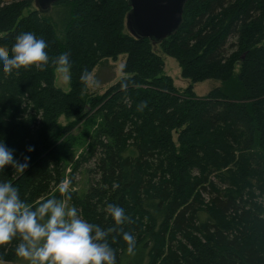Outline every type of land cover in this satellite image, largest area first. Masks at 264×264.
<instances>
[{"label": "trees", "instance_id": "trees-1", "mask_svg": "<svg viewBox=\"0 0 264 264\" xmlns=\"http://www.w3.org/2000/svg\"><path fill=\"white\" fill-rule=\"evenodd\" d=\"M129 11V0H60L48 14L35 0H0V47L11 55L29 31L50 60L67 52L70 61L68 91L51 63L0 72V140L21 163L30 156L23 175L9 166L0 182L31 207L62 199L58 186L69 182L68 205L106 232L116 264H264V0H189L179 31L159 45L127 31ZM120 55L123 77L89 95L82 71ZM208 80L222 87L198 96L194 86ZM81 123L90 143L73 158ZM110 203L131 222L114 225ZM124 231L136 238L132 253ZM17 242L0 248L6 263L19 260Z\"/></svg>", "mask_w": 264, "mask_h": 264}, {"label": "clouds", "instance_id": "clouds-1", "mask_svg": "<svg viewBox=\"0 0 264 264\" xmlns=\"http://www.w3.org/2000/svg\"><path fill=\"white\" fill-rule=\"evenodd\" d=\"M47 47L46 41L32 32L18 34L11 55L0 47V72L43 70L50 63L61 73L69 71V53H61L50 60ZM80 79L87 85L91 76L84 70ZM141 105L140 111L147 106L146 103ZM33 151L32 146L27 148L28 153ZM29 165L30 156H24L21 163L14 151L0 140V172L10 166L16 175H23ZM58 192L62 199L49 198L31 207L21 199L13 184L0 182V248L18 241L14 251L21 264H116V253L107 242L106 232L82 218L76 207L68 206L71 200L69 182H62ZM105 211L114 225L131 222L125 209L117 204H107ZM121 238L127 245V252L132 253L136 238L128 231H124ZM0 264H6L2 256Z\"/></svg>", "mask_w": 264, "mask_h": 264}, {"label": "rangeland", "instance_id": "rangeland-1", "mask_svg": "<svg viewBox=\"0 0 264 264\" xmlns=\"http://www.w3.org/2000/svg\"><path fill=\"white\" fill-rule=\"evenodd\" d=\"M165 61V73L170 76L174 82L176 88L181 91L188 88L190 82L183 79L182 70L178 65L177 61L172 57L162 55ZM126 61L125 55H120L117 60L105 59L103 60L93 72L90 74L91 80L87 84V93L90 94H103L109 87H111L115 82L123 77V66ZM94 82V83H93ZM56 85L62 88L64 91L69 90L68 73L56 72ZM222 87V83L215 80H208L202 83H198L194 86L195 93L200 96H206L213 89ZM62 124L67 123L64 119L61 120ZM83 123L80 124L73 132L74 147L72 149V157L75 158L80 153H82L90 143V138L86 137L83 133ZM94 130V127L92 128ZM91 130V131H92ZM77 185V190L84 187L86 184V177H81L78 175L75 179ZM71 207L70 205H68ZM6 264H21L20 259L14 263Z\"/></svg>", "mask_w": 264, "mask_h": 264}, {"label": "water", "instance_id": "water-1", "mask_svg": "<svg viewBox=\"0 0 264 264\" xmlns=\"http://www.w3.org/2000/svg\"><path fill=\"white\" fill-rule=\"evenodd\" d=\"M60 0H35L36 9L48 14ZM189 0H129L126 29L136 39L159 45L174 36L183 24Z\"/></svg>", "mask_w": 264, "mask_h": 264}]
</instances>
